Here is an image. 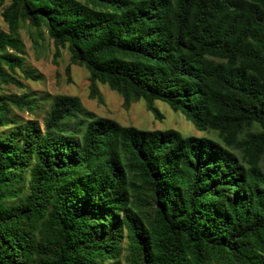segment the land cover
<instances>
[{"label": "trees", "instance_id": "1", "mask_svg": "<svg viewBox=\"0 0 264 264\" xmlns=\"http://www.w3.org/2000/svg\"><path fill=\"white\" fill-rule=\"evenodd\" d=\"M7 0H0L4 4ZM0 30V264H264V0H9ZM45 29L125 108L167 103L218 139L1 94ZM57 57L59 51H57ZM70 69H68L69 71ZM6 131V132H5ZM5 132V133H4Z\"/></svg>", "mask_w": 264, "mask_h": 264}, {"label": "rangeland", "instance_id": "2", "mask_svg": "<svg viewBox=\"0 0 264 264\" xmlns=\"http://www.w3.org/2000/svg\"><path fill=\"white\" fill-rule=\"evenodd\" d=\"M10 3L7 0L0 4V30L8 31V25L3 20V10ZM19 34L24 45V69L32 70L40 75L37 81L27 80L23 71L17 70V77L23 82L24 87L9 84L4 87L1 94L20 98L30 94L41 99L42 107L31 113L12 108L11 114L19 122L37 119L44 126V119L49 107L56 96L69 95L78 97L84 107L101 117L117 121L122 126H134L147 131H164L173 129L184 136L211 137L218 139L215 131L205 132L189 121L181 112L174 111L167 103L155 101L154 106L158 109L162 118H157L148 108L145 100L133 102L129 108H125L124 99L108 86L99 84L101 99L90 98L89 73L85 68L72 65L70 53L67 48L56 47L48 32L36 29L24 24ZM57 51L59 56L57 57ZM68 69H70L68 71ZM1 131V129H0ZM6 132V131H5ZM4 132V133H5Z\"/></svg>", "mask_w": 264, "mask_h": 264}]
</instances>
